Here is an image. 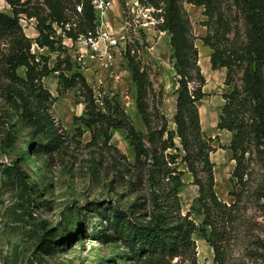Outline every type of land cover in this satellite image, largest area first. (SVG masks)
<instances>
[{"label":"rangeland","instance_id":"1","mask_svg":"<svg viewBox=\"0 0 264 264\" xmlns=\"http://www.w3.org/2000/svg\"><path fill=\"white\" fill-rule=\"evenodd\" d=\"M37 1L31 0L32 4ZM104 1L110 6L103 10V16L96 12L97 24L117 39L115 46L105 42L107 46L101 44L100 53L92 51L83 38L72 44L61 37L63 50L39 49L33 43L37 36L34 19L20 15L19 24L32 42V53L47 58L49 68L68 56L71 71L61 67L64 76H83L99 110L110 113L118 105L134 129L145 136L147 131L135 108V88L126 56L129 53L151 82L149 111L158 112L167 129L174 130L177 78L169 59L167 33L154 30L150 9L142 10L132 0ZM218 4L221 22L214 25V17L208 20L202 7L182 3L205 80V95L197 108L202 134L213 140L214 151L209 157L214 191L221 203L234 204L221 227L217 253L198 233L193 235L194 264H264V179L259 159L254 154L248 158L245 183L238 186L231 180V154L220 148L229 146L230 133L213 136L208 131L217 124L224 105L222 96L230 92V86L225 83L226 69H211L212 52L201 40L217 31L220 37L224 35L219 41L222 47L232 51L246 39V26L233 0H218ZM0 12L11 14L4 0H0ZM18 74L22 76L23 71L18 70ZM240 77V70L234 68L231 84L239 87ZM2 82L0 74V264H133L131 257L123 256L122 244L105 241L106 236L111 238L108 221L113 209L142 221L153 207L148 167L135 160L125 130L87 128L76 121L85 112L83 92L78 87L62 89L57 73H51L42 80V86L52 97L48 113L59 136L54 145L22 124L3 98ZM200 106L206 111L201 108L202 121ZM174 144L177 151L167 153L178 156L176 167L183 172L180 211L182 215L191 212V220L199 224L202 217L190 211L197 188L181 163L178 139ZM170 264L192 263L181 258Z\"/></svg>","mask_w":264,"mask_h":264},{"label":"trees","instance_id":"2","mask_svg":"<svg viewBox=\"0 0 264 264\" xmlns=\"http://www.w3.org/2000/svg\"><path fill=\"white\" fill-rule=\"evenodd\" d=\"M4 1L11 14L0 12L3 98L22 124L33 134L57 144L59 136L48 113L52 97L42 86L45 77L57 73L62 89L78 87L83 92L85 112L76 121L87 128L124 129L135 160L148 167L147 179L154 191L151 211L138 221L130 218L131 214L113 209L108 221L111 238L106 236L105 241L111 239L122 244L123 256L131 257L133 264H170L181 258L194 264L192 237L195 233L217 253L221 227L229 219L234 204L221 203L214 191L213 163L209 157L214 151L213 140L203 136L197 108L205 95L202 92L205 80L198 66L195 39L182 3L202 7L204 16L208 20L214 17L213 23L218 25L221 22L218 0H136L143 8L153 10L154 30L167 33L169 59L177 78L175 129L168 130L163 116L149 111L147 99L152 85L146 71L129 53L126 54L135 88V108L147 131L145 136L134 129L118 105L113 106L110 113L99 110L83 76L78 73L64 76L61 67L71 71L68 56L58 59L56 65L49 68L47 58L33 54L32 42L19 24L20 15L34 19L37 36L33 43L37 48L49 52L63 50L61 37L75 44L81 36L94 35L98 18L92 0H38L35 4L31 0ZM233 4L246 26L244 44L226 51L219 42L224 35L220 37L217 31L201 41L212 52L211 69H226L225 83L230 86V92L222 96L224 105L216 128L231 134L229 146L220 148L230 152V160L234 162L231 180L240 186L245 183L247 162L252 154L259 159L264 179V0H233ZM234 68L241 72L239 87L231 84ZM20 69L22 76L18 74ZM174 139H178L183 153L181 163L197 188L190 211L202 217L199 224L191 220V212L182 215L180 211L183 172L176 167L178 156L167 153L177 151ZM31 147L29 143L28 149Z\"/></svg>","mask_w":264,"mask_h":264},{"label":"built area","instance_id":"3","mask_svg":"<svg viewBox=\"0 0 264 264\" xmlns=\"http://www.w3.org/2000/svg\"><path fill=\"white\" fill-rule=\"evenodd\" d=\"M121 1L123 0H115V2H118V3H120ZM132 1L134 2V5L140 6L136 0H132ZM92 6L95 12L99 11L100 14L103 16V10L109 7L110 3L104 0H92ZM140 7L142 8V10L148 9V8H143L142 6ZM150 10L153 12L152 9ZM154 24H155V21H154ZM153 28H154V25H153ZM79 38H83V41L86 44H89L91 46L92 51H98L100 53H102L101 44H103V46L106 47L107 45L105 42H107L108 46H115L116 43L118 42L117 39H112L109 33L106 32V30H104L102 27H100V25L97 26L94 35H89L87 37L81 36Z\"/></svg>","mask_w":264,"mask_h":264},{"label":"crops","instance_id":"4","mask_svg":"<svg viewBox=\"0 0 264 264\" xmlns=\"http://www.w3.org/2000/svg\"><path fill=\"white\" fill-rule=\"evenodd\" d=\"M201 108L204 110V108L202 107V106H200V120H201ZM205 111V110H204ZM206 112V111H205ZM205 116H206V113H205ZM205 120V119H204ZM202 121V120H201ZM211 126L213 127L214 125H213V123L211 124ZM208 131H210V133L214 136V135H220L223 131H220V130H218L217 128H216V126L215 127H213V129H211V130H208ZM225 132V131H224ZM210 134V135H211ZM211 135V136H212ZM231 135V134H230ZM230 139V138H229Z\"/></svg>","mask_w":264,"mask_h":264}]
</instances>
